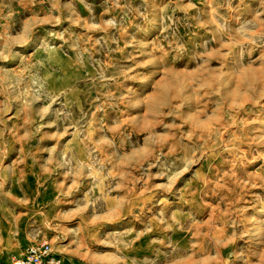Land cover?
<instances>
[{
  "label": "rangeland",
  "instance_id": "1",
  "mask_svg": "<svg viewBox=\"0 0 264 264\" xmlns=\"http://www.w3.org/2000/svg\"><path fill=\"white\" fill-rule=\"evenodd\" d=\"M263 212L264 0H0V261L264 264Z\"/></svg>",
  "mask_w": 264,
  "mask_h": 264
},
{
  "label": "built area",
  "instance_id": "2",
  "mask_svg": "<svg viewBox=\"0 0 264 264\" xmlns=\"http://www.w3.org/2000/svg\"><path fill=\"white\" fill-rule=\"evenodd\" d=\"M0 264H63L61 254L49 242H40L27 249L23 256L12 257Z\"/></svg>",
  "mask_w": 264,
  "mask_h": 264
},
{
  "label": "bare ground",
  "instance_id": "3",
  "mask_svg": "<svg viewBox=\"0 0 264 264\" xmlns=\"http://www.w3.org/2000/svg\"><path fill=\"white\" fill-rule=\"evenodd\" d=\"M149 87H150V81H149V82L147 83V85L144 87V93L148 91ZM263 214H264V212H263Z\"/></svg>",
  "mask_w": 264,
  "mask_h": 264
}]
</instances>
